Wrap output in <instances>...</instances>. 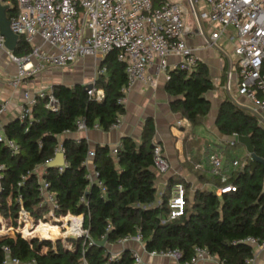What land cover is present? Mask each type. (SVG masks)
Here are the masks:
<instances>
[{
  "label": "trees",
  "instance_id": "trees-1",
  "mask_svg": "<svg viewBox=\"0 0 264 264\" xmlns=\"http://www.w3.org/2000/svg\"><path fill=\"white\" fill-rule=\"evenodd\" d=\"M3 1L10 9L8 19L17 16L18 0ZM160 1L154 0V5L159 6ZM19 40L14 56L22 58L30 49L24 38ZM97 71L95 87L104 92L101 101L89 96L81 84L55 85L51 92L59 103L58 111L47 109V100H40L28 118L13 120L4 128L7 138L19 145V154L12 155L0 144V166H3L0 208L4 215L16 219L24 209L35 219L43 217L49 205L41 196L42 179L56 197L59 214L83 217L87 236L76 251H68L65 249L72 250L71 245L50 240L60 234L50 224L25 228V233H40L47 238L45 241L27 240L19 234L12 237L8 227L0 226V264H4L6 248L12 258L21 262L34 260L36 264H135L132 251L125 250L112 258L108 249L98 244L108 239V244L115 245L139 234L148 253L179 250L183 254L182 263L189 261L199 247L206 248L221 264H249L254 249L247 239L264 241V166L250 155L244 162L238 158L237 167L233 166L234 160L230 169L217 175L211 173L207 179L212 183L210 189L194 192L184 181L171 178L159 198L151 150L156 126L149 118L140 143L123 138L116 156L108 146L95 148V177H92L87 164L92 150L86 139L65 136L76 132V123L81 119L88 130L98 124L101 130L109 132L126 113L119 100L128 86L125 67L116 50L106 56ZM213 90L208 67L203 62L190 74L171 71L166 84L167 93L175 99L172 111L181 114L192 127L201 125L209 115L211 102L207 95ZM216 126L225 137H249L255 154L264 159V127L255 115L227 98L219 110ZM60 145L66 150L67 165L62 171L46 164L55 158ZM240 146L236 142L228 144L231 148ZM40 167L45 171L42 178L37 172ZM178 182L186 188V212L169 221L168 202L171 189ZM227 187L235 191L219 194Z\"/></svg>",
  "mask_w": 264,
  "mask_h": 264
},
{
  "label": "built area",
  "instance_id": "built-area-1",
  "mask_svg": "<svg viewBox=\"0 0 264 264\" xmlns=\"http://www.w3.org/2000/svg\"><path fill=\"white\" fill-rule=\"evenodd\" d=\"M0 3L4 4V1L0 0ZM18 6V15L10 19L11 30L19 38H24L30 49L29 54L22 58L15 57L6 49L5 38L0 35V50L6 52L18 66V74L10 82V87L14 90L19 89L25 80L34 78L49 68L66 69L78 60L88 57L96 58L101 63L109 53L116 50L118 60L124 65L128 77V86L122 90L124 97L119 100V103L125 105L127 95L136 83L156 89L159 74H165L168 81L171 71L181 70L190 74L202 62L195 50L186 45V38L191 32L188 20L192 16L198 35L207 34L206 22L210 31V48H217V43L221 40L233 44L235 60L229 76L235 74L239 96L251 104L254 110L264 112V0H195L196 10L191 0H187V4L161 0L159 6L154 5V0H18ZM36 38L41 39V45L36 43ZM44 46L53 51H44ZM171 57L177 58L173 65L169 62ZM153 67L157 69L156 74L150 72ZM97 76L98 71L92 83L93 89L88 94L101 101L104 92L95 87ZM23 98L24 106L18 117L20 121L31 115L40 100H47L46 108L49 110L55 112L59 109V103L51 90L35 93L24 91ZM6 108L7 101L1 99L0 115ZM76 124V132L88 131L84 120L81 119ZM187 124V119L179 120L177 127ZM120 126L121 118L112 129ZM93 129L101 128L96 124ZM0 144H4L12 155L20 152L19 145L7 138L4 129L0 130ZM153 146L154 169L157 174L165 175L170 169V163L162 145L154 143ZM121 147L120 142L111 149V154L116 156ZM58 154L66 157V150L62 145L56 150V156ZM94 157V151H90L88 166L89 160ZM209 160L211 173L220 174L224 169V156L212 154ZM238 165V161L233 162L234 167ZM63 169L60 168V171ZM2 170L3 166H0V176ZM231 191L234 192L235 189L227 187L221 189L219 194ZM186 193L183 183L173 185L168 202L169 221H175L185 214ZM41 196L44 203L49 205L43 216V224L56 226L59 231L66 229L72 237L65 236V243L73 249L65 250L76 251V242L70 238L82 241L87 236V231L83 228V217L59 214L56 197L48 191L45 182H42ZM15 222V227H9L11 236L19 234L26 239L27 225L37 227L42 224V219H35L22 209ZM75 224L77 228H74ZM35 239L37 238L30 240ZM129 242L144 244L141 234L127 237L120 243ZM246 242L254 249V257L249 264H255L258 254L264 251V241L249 238ZM5 253L4 264L22 263L12 258L9 248L5 249ZM149 254L154 258L182 263L183 254L179 250ZM118 256L112 254V258ZM134 257L135 264H144L139 255L134 254ZM215 259L206 248L197 247L194 256L182 264H197ZM30 263L36 264L34 260Z\"/></svg>",
  "mask_w": 264,
  "mask_h": 264
},
{
  "label": "crops",
  "instance_id": "crops-1",
  "mask_svg": "<svg viewBox=\"0 0 264 264\" xmlns=\"http://www.w3.org/2000/svg\"><path fill=\"white\" fill-rule=\"evenodd\" d=\"M3 5L8 4L4 3ZM206 36L209 38L208 34ZM206 36L198 35L195 26L186 38V45L194 49L200 60L208 67L214 85V90L207 95V99L211 102V111L201 125L192 127L187 124L183 127H177V122L185 118L181 114L172 111L171 105L175 99L167 93V78L165 74L161 73L158 75V87L156 89H151L142 83H136L132 87L127 95L126 113L121 117L119 128L112 129L109 132L92 129L84 133H69L66 134L65 138L86 139L92 151L98 146H108L112 149L125 137L132 138L140 143L145 122L147 119L152 118L156 126L154 143L162 145L170 163L167 174H158L156 183L158 197L160 198L166 191L171 178L184 181L190 186L192 192L203 186H211V184H207L208 181L206 180L211 177L209 158L212 154L218 153L224 156L225 170L226 168L230 169L232 162L239 158L237 153L246 152L242 145L234 148L228 147V144L233 142V138L223 136L216 126L218 113L223 102L227 98L229 99L230 95L240 105L252 107L241 96H238L239 99L236 98L235 94L239 95L237 79L235 74L229 76L231 65L235 60L233 44L221 40L217 43V49L210 48ZM36 43L41 45V39L36 38ZM44 51L50 52L53 50L48 46H44ZM169 62L173 65L177 62V58L171 57ZM71 69L49 68L38 76L25 80L19 89L14 90L10 87V82L16 78L18 66L6 52L0 50V100L7 101L6 111L0 115V130L20 116L24 106V91L35 93L41 90L50 91L53 86L60 84L73 87L77 84L87 86L93 83L94 78L92 76L89 78L78 77L74 75ZM150 72L156 74L157 69L153 67ZM261 115L264 119V112H261ZM260 124L264 127L263 122L260 121ZM88 167L90 175L95 177L93 159L89 160ZM38 170H40L39 176L42 178L45 172L44 168L40 167ZM202 176L203 179L200 178ZM41 182H43L42 179ZM106 248L113 255H120L125 250H130L133 254L139 255L144 264H182L163 258H154L146 251L144 244L138 242L115 245L107 243ZM21 264L31 263L22 262ZM197 264L221 263L215 259L214 261H204ZM255 264H264V251L258 254Z\"/></svg>",
  "mask_w": 264,
  "mask_h": 264
},
{
  "label": "water",
  "instance_id": "water-1",
  "mask_svg": "<svg viewBox=\"0 0 264 264\" xmlns=\"http://www.w3.org/2000/svg\"><path fill=\"white\" fill-rule=\"evenodd\" d=\"M191 2H192V5L194 6V9L196 10L195 0H191ZM9 11H10V9H9L8 5H3L2 3H0V35L5 38L6 49L8 51L14 53L15 50L17 49L18 44L20 43V40H19V37L16 34H14L13 31L11 30V22L8 19V15H7ZM197 15H198V13H197ZM198 19H199V17H198ZM206 38L208 41H210L207 36H206ZM84 89L87 91L92 90L93 85L84 86ZM229 100L232 101L238 107H241V108L249 111L253 115H255L264 124V119H263L260 112L254 110L253 108L240 105L230 95H229ZM16 120L18 121V118ZM233 142H237L240 145H242L246 149V152L248 153V155H250L254 161H256V162H258L264 166V159L259 158L255 154L251 139L249 137H243V136H240L237 138L233 137ZM153 148H154V146H151V150H153ZM66 165H67L66 164V157L63 154H58L55 157V159L51 163L48 164L49 168H56V169L65 168ZM70 240L76 242V250H77L79 247L80 240H77L74 238H70ZM107 243H108V239H105L104 241L100 242L98 245L101 248H105Z\"/></svg>",
  "mask_w": 264,
  "mask_h": 264
},
{
  "label": "rangeland",
  "instance_id": "rangeland-1",
  "mask_svg": "<svg viewBox=\"0 0 264 264\" xmlns=\"http://www.w3.org/2000/svg\"><path fill=\"white\" fill-rule=\"evenodd\" d=\"M171 2H174V3H181V4H187V0H169ZM200 9V8H199ZM189 26L191 29L195 28L196 26V22L194 20V18L192 16L189 17ZM205 23V27H206V31H207V34L210 33L209 29L207 28V25H206V22ZM100 65V60L96 59V58H86V59H81V60H78L77 62H75L74 64H72L70 67H68V69H63V70H69V68L71 70H73L74 72V75H77L78 77H84V78H89V77H93L95 78V74L97 72V68L99 67ZM89 85H92V84H89ZM236 95V98L239 99V95L235 94ZM198 132V130H197ZM196 135H198V133H196ZM5 145L2 144L1 145V148H4ZM248 155V153L246 152H239L237 153V156L242 160V162H244L245 160V157ZM38 173H40V170L37 171ZM199 176V174H197ZM203 179V176L200 177ZM206 180V179H205ZM208 181V185L211 184V186H203V187H200L201 190H205V189H210L212 187V183L209 181V180H206ZM210 182V183H209ZM4 210H2L0 208V226H5V227H15L16 225V222H14V218L12 217V219H10L9 217L7 218L5 215H4ZM40 219H42V223H44L45 221H43V217H41ZM36 225V224H35ZM34 227V226H33ZM56 227V226H54ZM70 228V227H68ZM32 233V232H31ZM26 236V239H31V238H37V239H41L43 241L47 240V238H45L44 236H42L40 233H37V234H34V235H29L28 233L25 234ZM65 236H68V237H72V235L68 234L67 233V230L66 229H61L60 231V234L59 235H54L53 238H50V240H62L65 242ZM80 239V238H79ZM68 242L71 243V241H69L67 239Z\"/></svg>",
  "mask_w": 264,
  "mask_h": 264
}]
</instances>
